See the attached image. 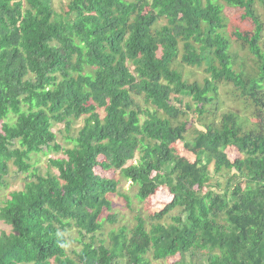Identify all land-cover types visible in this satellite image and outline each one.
<instances>
[{"label": "trees", "instance_id": "1", "mask_svg": "<svg viewBox=\"0 0 264 264\" xmlns=\"http://www.w3.org/2000/svg\"><path fill=\"white\" fill-rule=\"evenodd\" d=\"M55 1L0 0V188L10 164L25 174L0 208V264H264V0ZM221 85L253 126L210 119ZM98 170L171 200L108 243L119 180Z\"/></svg>", "mask_w": 264, "mask_h": 264}, {"label": "rangeland", "instance_id": "2", "mask_svg": "<svg viewBox=\"0 0 264 264\" xmlns=\"http://www.w3.org/2000/svg\"><path fill=\"white\" fill-rule=\"evenodd\" d=\"M69 0H56L53 4V6L58 11H62L61 9L63 7H66ZM258 13L262 16L264 19V11L259 8ZM240 14H236L231 17V22H228L230 25H235L239 21ZM241 53V52H240ZM198 73V74H197ZM202 73V74H201ZM198 75L200 78H203V72L202 70H196L194 76ZM218 101H220L219 110L216 111L210 119H213V117H218L226 112H235L239 115V119L242 120L243 123H245L246 127H251L254 124V118L252 117V112L254 107L253 106H245L241 102L234 101L232 98L231 93V86L230 85H221L219 87V93H218ZM194 115H192L193 117ZM82 126V120H78L75 122L74 127L68 134L71 135H77V130ZM64 125L60 124L55 127V131L57 132V139L60 143L64 142V136L67 135L65 130L63 129ZM62 130V133L60 132ZM179 147L184 152V148L181 143H179ZM185 153V152H184ZM235 153V150H230L229 154ZM56 153H50V154H38L34 157L37 158V162L35 164V167L40 170L42 174H45L47 171L56 172V169L53 167H50V164L48 162V159L55 155ZM60 155V154H59ZM137 159L135 158L133 161H130L129 163H136ZM99 173L102 174V176L107 177H113L115 179L119 180L118 185V192L115 194H109L108 198L112 202V213H115L117 215V220L114 224L105 223V228L103 229V232L98 234L99 238L104 239L106 242H110L109 232L111 230H118L121 226H127L128 228H132L135 226L136 218L138 216H141L143 219H146L147 223L150 222V215L155 213L156 211L161 210L168 202L171 200V196L169 192L165 188H159L156 193L148 198L145 201H140L136 198L135 194L137 193V188L134 187L131 184L130 180H125L121 177L119 174V171L114 170H108V171H99ZM25 181V174H21L17 172L16 168L10 164V173L7 176V183L5 187L0 188V208L3 206L4 202L8 199L9 194L14 190H20L23 188ZM225 184L226 178H222V180ZM127 197V199L125 198ZM177 212H174L176 214ZM7 229V227L0 221V230L1 229ZM76 235L75 232L71 231V236ZM67 235L70 237V231L67 232ZM79 244L75 241L71 240L69 238V251L73 249L74 247H77ZM179 259L178 256L172 258V260H165V261H154L151 259L152 264H171L173 261ZM124 264V263H121Z\"/></svg>", "mask_w": 264, "mask_h": 264}]
</instances>
